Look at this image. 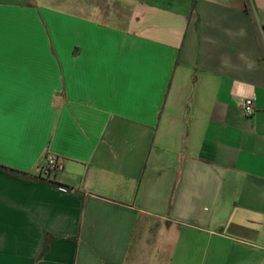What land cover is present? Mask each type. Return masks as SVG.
<instances>
[{
  "label": "crops",
  "instance_id": "1",
  "mask_svg": "<svg viewBox=\"0 0 264 264\" xmlns=\"http://www.w3.org/2000/svg\"><path fill=\"white\" fill-rule=\"evenodd\" d=\"M48 154L0 264H264V0H0V165Z\"/></svg>",
  "mask_w": 264,
  "mask_h": 264
},
{
  "label": "built area",
  "instance_id": "2",
  "mask_svg": "<svg viewBox=\"0 0 264 264\" xmlns=\"http://www.w3.org/2000/svg\"><path fill=\"white\" fill-rule=\"evenodd\" d=\"M241 109L244 115L251 116L255 111L254 100L246 98L243 100ZM64 169L63 161L56 155L48 154L39 165V175L45 180H51Z\"/></svg>",
  "mask_w": 264,
  "mask_h": 264
},
{
  "label": "trees",
  "instance_id": "3",
  "mask_svg": "<svg viewBox=\"0 0 264 264\" xmlns=\"http://www.w3.org/2000/svg\"><path fill=\"white\" fill-rule=\"evenodd\" d=\"M196 0H192V4L195 3ZM0 170L1 171H4L10 175H16V176H20L24 179H30V180H45L44 178H42L40 175H38V177H29L27 175H25L24 173H18L10 168H7L3 165H0ZM46 181H49V180H46ZM46 250V243L44 244V247H43V250H42V253Z\"/></svg>",
  "mask_w": 264,
  "mask_h": 264
}]
</instances>
